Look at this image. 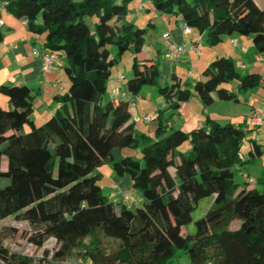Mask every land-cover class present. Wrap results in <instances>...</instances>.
<instances>
[{"label":"trees","instance_id":"1","mask_svg":"<svg viewBox=\"0 0 264 264\" xmlns=\"http://www.w3.org/2000/svg\"><path fill=\"white\" fill-rule=\"evenodd\" d=\"M130 1L7 0L32 32L45 33L43 51L65 57L69 89L55 97L54 114L37 124L32 89L0 85V221L14 217L35 227L27 238L40 248L55 239L58 249L38 264H80L84 258L91 264H172L179 249L191 264H264V172L246 176L241 186L235 171L264 154L262 143L250 138L244 159L249 130L243 127L209 117L189 132L168 125L193 93L206 106L238 101L263 77L240 72L231 56L222 55L204 67L193 88L176 75L160 85L159 61L140 59L148 31L127 21ZM144 4L198 30L209 45L240 34L264 54V8L255 0H144L137 12ZM88 16L97 17L93 29ZM108 45L117 47L115 57ZM126 52L133 56L127 91L138 96L158 85L166 103L153 135L135 129L129 98L113 90L106 97L112 69ZM185 143L190 147L181 151ZM135 147L139 160L124 152ZM103 163L130 176L141 206L103 194L96 172ZM204 198H213L211 207L195 222V233L184 234ZM235 220L240 224L232 230ZM0 264L35 263L1 243Z\"/></svg>","mask_w":264,"mask_h":264},{"label":"crops","instance_id":"2","mask_svg":"<svg viewBox=\"0 0 264 264\" xmlns=\"http://www.w3.org/2000/svg\"><path fill=\"white\" fill-rule=\"evenodd\" d=\"M3 1L7 0H0V2ZM143 2L144 0L138 3L137 9ZM142 10L149 11L154 9L151 4H144ZM175 18L177 22L176 29H169L165 32H170L171 40L177 44H187L188 46V50L178 58L185 57L187 62L191 64L192 74L190 72L191 75H189L190 78L188 81L199 78L201 73L198 74L197 71H199L201 66L204 69V67L210 64L214 58L225 55L231 56L235 60L236 66L240 72L258 73L263 77V82L259 87L239 94L238 101L236 102L240 105L243 104L240 100V97L242 96L245 100L244 104L249 109L239 112L237 118L223 110V106L227 107L230 101L217 100L213 104L206 106L200 101L199 97L193 93L190 100L182 104L179 112L174 116L173 120L168 122V125L181 127L184 131L189 132L196 127L204 125L206 119L209 117L210 119L219 120L225 124H237V127H243L244 129L249 130L250 134L247 135V140L253 138L257 141L261 140L264 143V123L261 126H255L251 123L253 115H255L259 109L264 108V54L257 52L253 44L249 43L250 37L244 38L240 34L226 36L219 44L209 45L205 42L203 34L196 29H192L190 33L185 34L183 32L184 22L177 17ZM0 20L3 21V23L0 24V85L3 83H10L25 84L29 86L36 94L34 100V105L36 103L34 106V113L39 114V117L42 120L48 119L59 107V103L56 101L55 97L65 94L69 89V81L65 72L66 60H63V58L59 56L58 60L54 62L53 67L45 72L43 70L41 56L33 54L34 49L43 51L46 40L45 33L40 34L32 32L28 28L26 21L16 17L7 6L0 7ZM233 40H237V43L234 44ZM202 44L204 46H202ZM150 51L152 52L151 49ZM151 59L154 58L151 57ZM170 59L172 60V58ZM195 69L197 70L196 75ZM170 72L177 76L179 68L176 67V64L173 63ZM111 90L118 92V89L114 86L111 87ZM120 93L125 96V98L130 99L129 110L132 116L131 122L137 131L140 123L150 125L153 122L146 123L143 119L145 115H156L159 109L166 105L164 98L162 97V107L156 112L150 110L147 105L142 106L141 104H136L137 101L141 103L145 98L142 93L138 96H131L127 91V88H125L124 91L121 89ZM241 118L244 119V126H241L239 120L234 124L236 119ZM154 133L155 130L153 134ZM262 147H264V145ZM248 148L249 145L244 148L246 153L248 152ZM124 152H128V150L126 149ZM241 168L242 166L238 167V169ZM246 176L253 178V176L244 173L243 177ZM117 189L119 190V188ZM120 190H122V188H120Z\"/></svg>","mask_w":264,"mask_h":264},{"label":"rangeland","instance_id":"3","mask_svg":"<svg viewBox=\"0 0 264 264\" xmlns=\"http://www.w3.org/2000/svg\"><path fill=\"white\" fill-rule=\"evenodd\" d=\"M78 1V0H77ZM81 1V0H79ZM142 0H132L128 3V13H127V21L132 22L136 27L147 29L148 33L146 36V42L144 44V54L141 55L140 59L144 61L146 58L153 57L154 60L159 61V69H160V85H164L172 81L173 73L170 72L173 63L176 64V67L179 68V72L177 74V79L182 80V82H189V87L193 88L195 79L189 80V75L192 74L191 64L187 62L185 57H181L178 60L172 61L170 59V55L167 51V46L164 41V34L166 30H174L176 29L177 22L176 18L173 16H169L167 14H158L154 10H142L137 12V5ZM259 6L264 8V0H255ZM148 5V4H147ZM88 25L93 29L95 23L97 22L96 16H88L86 17ZM152 22V23H151ZM181 24V23H180ZM242 37L246 38L247 36ZM249 43H252V39L249 38ZM202 46H204L202 44ZM108 50L110 51L111 57H115L118 53V49L115 45H108ZM152 50V52L150 51ZM255 51V50H254ZM65 60V57H62ZM132 64H133V56L130 52H126L122 58L121 63L118 66H115L112 69V74L108 80V91L106 93L107 98H112L111 95V87L114 86L118 89V92L122 89V91L126 88V82L129 80L132 75ZM195 66V65H194ZM195 69V75L198 72L201 73L203 71L202 66L200 67L199 71ZM191 72V74H190ZM123 73L125 75V80L120 81L118 80L120 74ZM194 78V77H193ZM227 87L230 90H236V86L234 83H228ZM158 85L152 86H145L142 89V94L145 98L140 102H136V104H141L142 106L147 105L149 106L150 110L158 111L160 107H162L163 98L158 90ZM244 95V94H241ZM5 100V97H2V102ZM240 100L243 104H238V102L230 101L227 107L223 106V110L230 113L231 116L237 118L239 116V112H243L244 110H248L249 108L244 104L245 100L241 96ZM36 105V103H35ZM34 105V106H35ZM247 112V111H246ZM32 118L36 120L37 124H43L47 119L42 120L39 117V114L33 113ZM237 120L241 123V126L245 125L244 119H236L234 124L237 123ZM158 125L157 120H153L150 125H146L140 123L138 126V132H147L149 134H153L155 128ZM237 126V124L235 125ZM151 128V129H150ZM26 130L28 128L26 127ZM250 133H248L249 135ZM263 143V141H259ZM248 140L242 144L241 153L243 154V158L248 157V152H245V147L248 146ZM189 143H185L179 149L181 151H186L189 148ZM264 148V147H263ZM129 154L135 159H141V149L140 147L135 148H128ZM245 156V157H244ZM236 181L243 186L246 183L245 177H243L244 173L253 176V178H257L261 176L264 172V154L253 160L249 163H245L241 169H236ZM96 172L101 174V178L98 180V183L102 187V192L107 197H111L114 201L123 200L126 204L131 206L139 205L141 206L143 203V197L141 194L133 189L131 184V178L128 174L118 175L115 170L113 169L110 163H103L100 165ZM255 182L249 184V186H254ZM117 188H122V190H118ZM124 188V189H123ZM130 196L131 200H128L123 196V192ZM115 191V195L112 196V192ZM136 200V202L133 199ZM213 203V198H204L200 200L198 207L194 210L192 216L193 221L190 222L188 225L183 227L182 232L184 234H193L196 231V221L200 218L204 217L206 212L209 210ZM240 224V221L235 220L230 229H236ZM13 229H17V232H14ZM35 231V227L30 226L27 222L24 221H17L14 217H9L3 221H0V244L3 243L5 246L10 248L13 251H18L23 254L29 255L34 259V263L38 264L41 260H44L45 257L47 259L45 261H49L53 255V253L58 249L59 245L56 243L55 239L50 238L48 239L43 247H37L36 245L30 243L28 241V236L31 235ZM80 264H91L87 258L81 259ZM172 264H191L189 260V256L182 251L181 249L177 250L176 256L172 260Z\"/></svg>","mask_w":264,"mask_h":264},{"label":"built area","instance_id":"4","mask_svg":"<svg viewBox=\"0 0 264 264\" xmlns=\"http://www.w3.org/2000/svg\"><path fill=\"white\" fill-rule=\"evenodd\" d=\"M8 2L7 1H3L0 2V7H5L7 6ZM142 8V5L139 6V9ZM3 21L0 20V24H2ZM191 28L187 25L184 24L183 25V32L185 34H188L191 32ZM164 39H165V43L167 46V51L170 55V58L176 60L180 57L181 54H183L184 52H186L187 50V44H177L176 42H174L173 40H171V34L170 33H165L164 34ZM233 43L236 44L237 40H233ZM33 54L34 55H39L42 58V62H43V70L45 72L49 71L52 67L53 64L56 60H58V55L54 52H50V51H40L38 49H34L33 50ZM123 74H121L119 76V80L121 81L123 79ZM144 121L146 123H151L153 120L156 119V115L155 114H147L144 116ZM251 123L255 126H261L264 123V108L259 109L255 115H253V117L251 118ZM115 191L112 192V196L115 195ZM123 196H125L126 199L131 200L130 196H128L125 191L123 192ZM133 199V198H132ZM135 202L136 200L133 199Z\"/></svg>","mask_w":264,"mask_h":264}]
</instances>
